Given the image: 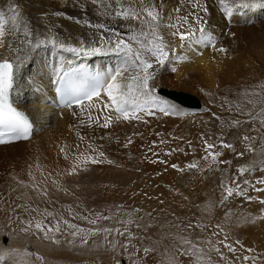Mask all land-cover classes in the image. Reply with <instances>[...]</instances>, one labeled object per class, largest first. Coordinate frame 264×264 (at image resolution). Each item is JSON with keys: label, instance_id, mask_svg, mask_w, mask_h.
<instances>
[{"label": "bare ground", "instance_id": "1", "mask_svg": "<svg viewBox=\"0 0 264 264\" xmlns=\"http://www.w3.org/2000/svg\"><path fill=\"white\" fill-rule=\"evenodd\" d=\"M38 1H41L42 5L47 4L46 6L50 9L49 15H45L46 12L44 17L37 14L30 17L25 14L27 8L19 11L20 19L27 24L32 33L28 37L31 43L25 42L23 35L18 37L8 35L5 38L6 46L0 48V57L11 60L19 57L16 64L12 100L32 118L34 123L32 134L27 140L0 145V250L15 248L23 252L27 249L43 256V264H117L123 253L121 238L118 237L115 250L106 242L104 234L97 239L89 237L87 244H81L80 238L77 237L75 242L69 245L67 241L72 238L67 233H56L54 235L61 241L56 244L51 239L43 238L42 233L32 230L21 231L22 228L27 227L22 221L28 219L22 217L24 213L26 216L28 213L16 208V205L30 203L33 207L39 205L41 209L47 208L61 214L63 212L68 214V207L71 206V217L67 219L86 228L91 225L78 217L73 219L76 213L94 219L95 217L89 212L95 208L103 211L105 207L109 208L115 204L118 206L120 200L142 203L143 200L153 199V193L149 192L162 191L161 198L164 199V204L167 206L169 203L175 209V213L182 217L185 213L184 208L190 207L191 202L199 203L200 210L196 213L197 217L204 220L205 224H209L212 230L216 229V225H220L224 232L218 235L219 240L227 234L228 242L238 249L234 255L221 246L225 256L232 255L231 259L232 257L235 259L237 255L241 258L243 255L256 256L258 257L256 264H264V203L260 202L264 200V191L257 192L249 188L248 196L253 199L248 200L247 197L234 195L223 204L220 203L223 194L222 181L229 182L237 174L239 166L264 160V155L261 154V149L264 147V139H261L264 138V128L260 126H219L224 118L218 114L213 116L210 105V100L216 102L224 97L237 98L238 93L249 86L256 87L260 91L264 90V13L261 15V11L264 12L262 9L264 0H244L243 3L236 0L233 14L250 15V21L247 19V24L231 28L220 44L217 40L225 30L226 15L221 12L218 0H201V3L208 7V12L199 14L203 18V27L206 32L216 40L215 48L190 43L182 46L181 41L169 35L170 29L163 27L160 29L165 38L171 41V47L175 51L164 64L154 62L153 68L150 69L154 73L150 86L155 89L158 96L167 99L188 114L163 115L157 112L154 117H145L147 123L137 121L135 125L133 124L136 131L132 132L140 135L132 133L133 143L127 147H124V144L128 137L119 136L118 140L114 141L105 136L108 128L98 125L80 126L79 120H86V118L79 115L78 108H55L50 101L54 99L52 81L58 80V70L62 73L70 66L88 63L95 69L105 72L121 61L120 55L100 53L86 56L60 49L49 41L55 37L58 43L63 42L79 47L83 42L86 46H92L93 42L98 40L100 31L83 24L84 20L91 24L105 23L122 32L127 31V24L131 22L110 19L102 15L101 10L94 11V6H88L86 12L92 19H87L83 16V10L77 7L68 8L69 0H33L31 5L35 4L32 5L35 11L45 7L36 4ZM154 2L162 9V23H167L170 16L175 19L177 13L174 10L177 8L180 9L179 16L195 11L182 0H154ZM2 5L0 2V11L3 8ZM253 10L256 13H253ZM59 11H63L64 14H59ZM56 18L62 19L63 32L58 33L56 29L49 26L50 22ZM189 19L192 20L191 17ZM77 20L81 22L78 23ZM38 21L46 23L42 24ZM40 41H45V43H40ZM221 47L227 51H218L217 49ZM13 49H19V51L16 52ZM198 52L203 54L199 55ZM178 56L186 58L178 59ZM70 61L82 62L70 63ZM43 68H49L52 72L49 80L43 79L45 83L39 84L43 75L48 73L40 74ZM173 68L175 71L172 70ZM32 85H36L33 91ZM44 88L46 91L42 94L41 91ZM166 92H169L172 97ZM191 93L197 95L204 105L200 111L197 110L202 107L201 103ZM183 94L191 96V98H183L184 100L192 103V99H196L198 104L188 106L187 102L186 104L180 103L176 97ZM73 111L77 112L76 116L72 115ZM111 114L115 117V113ZM212 117L220 118L217 119L219 125ZM208 119L212 122L209 123ZM78 128L82 130H76ZM119 132L123 133L121 130ZM76 134H84L86 140L80 141L79 135ZM127 134L129 135L128 132ZM201 134L210 143L219 145V139H222L225 143L233 145L231 149L219 146L215 149L222 153L219 160L230 161V163L214 164L209 167L208 163L202 159L205 152ZM244 135L257 137L252 143L253 148L256 149L255 153L249 152L246 143L241 141L240 138ZM162 140L165 143L161 144ZM153 141L156 142L155 146H153ZM89 142L98 151H103L106 158L112 160L113 163L109 164L105 160L100 164H88L74 175L64 174L71 166L73 153L78 154L84 151ZM77 145H80L79 149ZM61 148L68 153L69 159H65V152H61ZM150 148L152 151H149ZM172 149H177V151L172 152L171 155L165 154ZM152 152L158 153L159 159L167 163H152V160L157 159ZM240 152L244 155L238 156L237 153ZM92 154L95 155V153ZM193 161H198L199 167L187 169L185 166ZM172 164H177L180 168L184 167V171L173 169ZM30 172L36 177V182L47 177L48 200L37 198L31 188L21 185V181L25 185L33 183ZM49 173L51 176L48 175ZM258 177H264V171H261L259 166L253 175L249 176L246 173L244 176L245 179L252 180ZM53 180L59 184V188L52 183ZM168 186L173 192L171 197L163 192ZM257 187L261 186L257 185ZM29 196L32 197L31 201L28 200ZM13 208H15L14 212L11 211ZM99 221L102 226L115 225L110 222L103 225L104 220ZM163 225L162 222H159V225L141 223L140 229L149 241L158 243L159 239H163L166 235L165 231H161ZM215 231L219 232L218 229ZM176 239H178L177 236ZM237 240L240 244L235 243ZM175 244L173 254L176 258L175 262L193 264V260L189 261L191 258L188 262L185 257L180 256L181 243ZM158 248L160 249L159 244ZM249 248L255 251L249 253L246 251ZM164 249L163 244L162 250ZM168 251L170 252V249L167 244V253ZM213 254L215 255L213 259L219 263L221 259L216 253ZM149 258L157 264V256L149 255ZM21 259L17 256H6L5 261L0 264H20ZM135 259V256H130L126 264H133V261L138 263L139 260ZM23 261L24 264H41L35 256L23 258ZM160 262L169 264L167 254ZM142 263L150 264L144 261ZM247 264H252V262L248 261Z\"/></svg>", "mask_w": 264, "mask_h": 264}, {"label": "snow or ice", "instance_id": "2", "mask_svg": "<svg viewBox=\"0 0 264 264\" xmlns=\"http://www.w3.org/2000/svg\"><path fill=\"white\" fill-rule=\"evenodd\" d=\"M186 2L195 11H190L187 15L179 16L180 9L177 8L174 11L177 13L175 19L169 17L167 23H162V9L157 6L154 0H92L93 4H97L100 7L101 14L108 16L113 20H121L131 23L127 24V31H120L116 27H110L105 23L91 24L89 21L84 20L83 24L92 27L100 31L98 40L93 42L92 46H86L81 42V46L76 47L67 45L66 43L59 42L55 37L50 39V43L64 49L69 52L83 54L91 56L100 53H115L119 54L121 61L113 68L108 69L105 72H89L85 65L81 64L78 69L69 68L67 71H57L59 76V86L56 91L60 95V104L68 109L78 108L79 115L85 117L80 119V126L92 127L98 125L102 128H109L114 119L116 121H143L147 123L145 117H154L157 112L163 115H187L182 109L178 108L175 104L171 103L167 99H164L156 94L154 88L150 86V81L154 79V73L150 71L153 68L154 62L156 64H164L175 51L171 47V41L167 40L162 34L160 29H170L169 35L181 41L182 46L187 44H195L197 46L212 47L215 48V38L206 32L203 27V18L199 14L200 12L207 13L208 7L201 3V0H182ZM241 3L244 0H240ZM218 6L226 17L233 15L234 8L236 7V0H218ZM12 14L6 15L5 12L0 11V48L6 46L5 38L8 35L20 36L23 35L25 42L31 43L28 39L32 35L31 31L27 27V24L20 19L19 11L16 7L10 9ZM189 17L192 18L190 21ZM78 23L81 21L77 20ZM102 30V31H101ZM107 34V35H106ZM45 43V41H40ZM9 48L11 45H7ZM220 52H226L224 48L217 49ZM18 52L19 49H13ZM197 54L202 55V52ZM186 57L178 56V59H185ZM19 60L17 56L15 60H11L6 57H0V144L9 143L11 141L27 139L31 134L32 123L25 113V111L19 109L14 105L11 99V93L14 88L16 64ZM62 67V66H61ZM175 71V68L172 69ZM253 95H259L253 93ZM106 98V99H105ZM248 104L252 105V109L247 113L244 112L242 105H237L236 111L242 115L247 116V120L235 119L228 122V126L238 127L242 123L252 122L253 125L259 124L261 128H264V99L260 100H248ZM111 113H115V117ZM73 116L77 115L76 111L72 112ZM215 116V113H213ZM220 119L219 117H216ZM258 131V129H257ZM79 135V134H78ZM134 135H140L134 133ZM159 135V134H157ZM7 137V139H5ZM201 139L204 145L205 155L202 157L211 167L214 164L230 163V161H221L218 158L222 155L220 151L215 149L219 146L222 148H233V145L225 143L222 139H219V145L216 143H210L208 139H204L201 134ZM241 141L246 143L247 150L249 152H256L252 143L257 137L244 135ZM264 139V138H261ZM80 141H85L86 137L79 135ZM133 143L131 137L127 138L124 147ZM161 144L165 141H160ZM189 145L191 142H188ZM156 142L153 141V146ZM77 149L80 145L76 146ZM149 151H152L150 148ZM177 149H172L166 152V155H171L172 152ZM180 151H183L180 149ZM61 152H65L64 148H61ZM92 153H95L93 155ZM261 154L264 155V147L261 149ZM153 156H157V159L152 160V163H167L164 160H160L158 153L152 152ZM238 156H243L244 153H237ZM65 159H69L68 153L65 152ZM112 164L113 161L107 159L103 151H98L91 142L87 143L86 149L80 151L78 154L73 153V159L70 168L66 171V175H74L82 167L88 164H100L104 163ZM257 166L261 171H264V160L255 161L249 165L239 166L237 174L234 175L229 182L222 181L221 187L223 189L221 204L228 198L235 196L247 197L248 200L253 199L248 196V190L251 188L253 191H264V177H258L254 180L245 179L244 176L247 173L249 176L253 175L257 170ZM173 169L184 171L177 164H172ZM187 169H195L199 167L198 161H193L185 166ZM32 176L33 183L25 185L21 181V185L26 188H31L37 198L42 200H48L49 191L46 186L47 177L44 180L36 182V177ZM51 176V173L48 174ZM53 184L59 188V184L53 180ZM42 185H44L42 187ZM260 185L261 187H257ZM62 190V189H61ZM146 195V194H145ZM28 200L31 201L32 197L29 196ZM264 203V200H260ZM162 203V201H161ZM122 208L123 206H118ZM16 208H20L23 212H26L31 217L28 220L22 221L27 225L21 229L23 232H29L30 230L43 234V238L51 239L56 244L61 241L56 238L54 234L67 233L72 239H69L67 243L72 245L77 237L80 238L81 244H87L90 236H95L99 233L105 235L106 242L110 247L115 250L118 241L108 240V236H127L126 242L122 245V248L126 251L131 245V241L135 239V236L129 231L127 225L135 223L132 219L121 220L118 216H105L100 213L96 214L95 219H89L88 216L80 215L76 213L73 219L79 218L87 221L90 225H97L98 220H111L116 224H123L124 230L121 231L119 227H81L77 223H73L69 219L56 211H49L47 208L40 209L39 205L33 207L30 203L18 204ZM15 211V208L11 209ZM135 212H140V209H134ZM68 212L72 213L71 206L68 207ZM35 214V215H33ZM131 214H129L130 216ZM136 227H140L139 224ZM187 227L195 228L199 227L203 230V225L189 224ZM219 232H213V236H218L224 232V229L220 225L215 226ZM182 245L187 246L183 249L181 254L188 255L193 258V264H212L211 256L209 253L215 252L221 260H225L226 264H247L251 261L252 264H256L258 257L243 255L235 256V259L229 261L221 250V246L227 249L229 253L236 254L238 249L228 242L227 234H224L223 239L217 240L215 243L209 239L206 242L211 247L208 248L207 253L199 243L189 240L187 237L179 236ZM236 244H240V241H236ZM243 248V245H241ZM154 249L145 247L143 252L147 255ZM139 251V250H138ZM247 252L252 253L255 249H246ZM167 253V249H165ZM6 256L21 257L20 264H24L23 258L33 257L44 262V257L39 254L32 253L25 249L21 252L18 249H4L0 250V262L5 261ZM175 257H169V264H175ZM120 264V261H117ZM133 264H136L133 261Z\"/></svg>", "mask_w": 264, "mask_h": 264}, {"label": "rangeland", "instance_id": "3", "mask_svg": "<svg viewBox=\"0 0 264 264\" xmlns=\"http://www.w3.org/2000/svg\"><path fill=\"white\" fill-rule=\"evenodd\" d=\"M69 1L70 2H69V5H68V8L69 9H74V7L75 8L77 7V8H79V10L80 9H81V11L83 10V16L87 17V19H89V18L92 19V17H88V14L86 12L88 6H90V7L94 6L93 7L94 11H99L100 10L99 5L93 4L92 0H69ZM0 2L3 4L2 5L3 8L1 9V11L6 12L5 14L8 15V16L11 13L10 9L12 7H16L18 9V11H23L22 8H25V9L27 8L26 9L27 11H25L26 12L25 14H28L30 17H32L33 15H36V14L38 16L44 17L45 15H49V12H50V9L46 6L47 4L44 3L42 5L41 1H38V3H36V4H40V5L45 6V7H41V9H36V11L33 10V7H32V5H35V4L31 5L33 0H0ZM54 4H57V3H54ZM262 9H264V7ZM28 10H29V12H28ZM253 13H256V11L253 10ZM263 13L264 12L262 10L261 11V15H263ZM59 14H64V13H63V11H59ZM233 16H231V18L230 17H226V19L224 20L225 21V24H224V29L225 30L223 31V34L220 36V39L217 40L219 44L222 43L221 42L222 39L225 37V34H227L229 30H231V28H233L235 26L245 25V24H247V19H249V21H250V18H251L250 15L249 16L239 15L238 13L233 14ZM53 20L54 21L50 22L51 24H49V26H51L54 30L56 29V31L58 33H60L61 31L63 32L64 26H63V24H61L62 23V19L56 18V19H53ZM38 22L42 23V24L46 23V22H42V21H38ZM83 60H84V58L82 59V61ZM82 61H80V62H82ZM71 62L80 63V62H77V61H70V63ZM92 63H94V62L92 61ZM51 68H52V66H51ZM43 72H45V74H46V72H48V73L46 75H43ZM51 72L52 71H50L49 68H43V70L40 71V74H42L44 77L42 78V80H41V82L39 84L45 83V82H43V79L49 80ZM35 87H36V85H32L31 86L32 91L34 90ZM45 89L46 88H44V90L41 91V93L42 92L45 93L44 92V91H46ZM32 91L30 92L31 94H32ZM184 93L189 94L188 92H184ZM253 93H258L259 95H253ZM191 95L195 96L200 101V99L198 98L197 95H195L194 93H191ZM229 98L230 97H224L222 100H220V98H219V100L216 101L217 104H216L215 101L210 100V105L212 106L213 113H215V115L218 114V115H220V117L224 118L222 124L220 123V125H219V121L212 117L213 120L216 122V124H218L219 126H223V127L224 126H228V122H230L232 120H235V119L247 120V116L246 115H242V114H240V113H238L236 111L237 105H242L243 108H244V112L247 113L249 110L252 109V105L248 104L247 101L248 100L264 99V90L260 91L256 87L249 86V87L243 88L242 92L238 93L237 98L236 97H233L231 99H229ZM200 103H201L202 107H200V109H198L197 111H200L204 107V105H202L201 101H200ZM136 122H137L136 120H132L130 122L129 121L120 120L118 122V121H116L114 119L113 124L110 126V128H108L109 131L107 130V132H106L107 134L105 136H107L109 139L114 140V141L118 140L119 136L120 137L121 136H125V137H128V138L132 137V135L134 134L133 132L136 131V129L134 128L133 124L134 123L136 124ZM208 122L211 123L212 120L208 119ZM123 125L125 126V128H124ZM129 125H130V127H129ZM240 126L242 127V126H254V125H253L252 122H249V123H242ZM255 126H260V125L259 124H255ZM112 127L113 128L115 127L116 129L115 128L113 129ZM230 127H233V126H230ZM111 128H112V130H111ZM76 130L79 131V130H82V129L78 128ZM119 130H121L123 133H120ZM127 132L129 133V135L127 134ZM76 135H78V134H76ZM79 135H84V134H79ZM163 192H166L167 195L169 194L170 195L169 197H171V195L173 193L169 186H168L167 189L165 188V190H163ZM149 193H153V196H154L152 200L150 199L151 201L150 200H148V201L143 200L142 203H139L137 201L135 202V201H131V200H120V201H118L119 202L118 206L121 205V206H123L122 208L118 207L117 204H115V205H113L112 207H109V208L105 207V209L103 210L105 214L103 213L102 209L99 210L97 208H95L94 210L89 212L95 218H96V214L100 213V214L105 215V216L115 215V216H118L121 220L132 219L133 221H135V223L127 225L129 231L135 236V239H133L131 241V245L127 248L126 251L123 249V253L119 257L120 264H126L127 263V259L130 256H135L136 257L135 260H139V262L138 263L136 262V264H143L142 263L143 261L146 262V263L154 264L153 263L154 260L152 258L150 259L149 255L157 256V260L158 261L156 260V263L157 264H162V262H160V260H164V256L166 254H167V258H169L170 256H173L174 250H175V245H176L175 243H181L179 239H176V236L179 237L180 235L184 236V237H187L189 240H191L193 242L199 243L200 246L204 248L206 253L208 251V248L211 247V245H208L206 243H201V242H206L209 239H211L212 242L215 243L217 240H219L218 236H213L212 235L213 232H216L215 231L216 229L214 228L215 230H212V228H211V226L209 224H205L204 220H201L200 218L197 217L196 213H198V211L200 210L199 203L191 202L190 203V205H191L190 207H185L184 208V212L185 213H184V216L182 217V216H179L178 214L175 213L176 212L175 209L172 208V206L169 205V203L167 204V206L164 204V202H163L164 199L161 198L162 191H160V192H154L153 191V192H149ZM155 195H157V196H155ZM155 200H157V201L155 202ZM159 200H160V202H159ZM161 201H162V203H161ZM105 205H107V204H105ZM134 209H140V212L137 213V212L134 211ZM41 210H43V209H41ZM49 211H52V210H49ZM129 214H131V215L129 216ZM33 215H35V214H33ZM62 215L65 216L66 219L68 217H71V213L67 214V213L63 212ZM27 216H28V218H27ZM27 216L24 213V217H22V218H24V219H30L31 218L29 216V214ZM160 219H161V221H159ZM109 222H110V224L111 223H115V221L104 220L103 225L106 224V223H109ZM147 222L150 223V224H155V225H159V222H162L164 225L162 226V229L161 228L160 229H161L162 232L165 231L164 234H166L167 236L165 235L163 237V239L160 238L158 243H156L155 241H149V239H147V237L144 234V232H142V229H140V227L139 228L136 227L137 224H139L141 226V223L144 224V223H147ZM189 224H192V225H203L204 227H203V230L201 228H199V227L189 228V227H187ZM97 226L98 227L102 226L100 224L99 220L97 221V225H95V226H93V225L86 226V228L97 227ZM113 226L119 227L121 229V231L124 230V225L123 224H116L115 223V225H113ZM113 226H110L109 224H106L105 226H102V227H113ZM178 228H179V230H178ZM169 234H171V235H169ZM101 236H103V233H99V234H97L95 236H90V238L92 237V238L97 239L98 237H101ZM118 237H119V239L121 238L120 239V244H121V247H122V245L126 242L127 236H115V234H113L112 236H108V240H113L115 238V240L118 241ZM104 238H105V236H104ZM176 240H177V242H176ZM153 242H154V244H153ZM158 244H159L160 249L158 248ZM163 244L165 246V249H167V244L169 245L170 252L168 251V253H165V251H164L165 249L162 250ZM151 245H153L154 248L155 247L156 248L154 249L153 246H151ZM178 245H180V244H178ZM145 247H148V248L152 247V249H154L155 251L153 250L150 253H148L149 255L148 254L145 255L144 252H143V249ZM186 247L187 246L181 244L180 245V252H182L183 249L186 248ZM157 248H158V250H157ZM154 253L157 254V255H155ZM213 253H215V252L209 253V255L211 256L212 264H226L225 260H220L219 263H217L213 259L215 257V255ZM180 256H183L182 258L185 257L187 259V261L191 258L188 255H183V254H181ZM231 256L232 255L226 256L229 261H232L234 259L233 257L231 259ZM179 257H178V259H179ZM165 260H166V258H165ZM192 260H193V258H191L189 261H192ZM175 264H179V262L176 261ZM186 264H188V263L186 262Z\"/></svg>", "mask_w": 264, "mask_h": 264}, {"label": "water", "instance_id": "4", "mask_svg": "<svg viewBox=\"0 0 264 264\" xmlns=\"http://www.w3.org/2000/svg\"><path fill=\"white\" fill-rule=\"evenodd\" d=\"M163 92H165L164 90H162ZM170 93H174V94H176L175 92H170ZM166 94H168V96H171L172 97V95L170 94L169 95V92H166ZM179 96V95H178ZM191 98V96H189V95H187V94H183V95H180L179 97H176V99L180 102V103H185V102H187L186 100H184L183 98ZM191 102V101H190ZM188 103V106H190V104H193V105H196V103H197V101H196V99H192V103H189V102H187ZM186 104V103H185ZM198 104V103H197ZM192 106V105H191Z\"/></svg>", "mask_w": 264, "mask_h": 264}]
</instances>
